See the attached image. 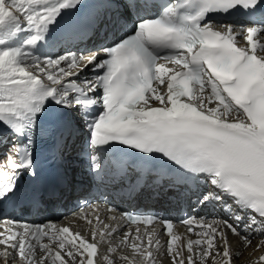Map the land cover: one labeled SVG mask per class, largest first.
I'll list each match as a JSON object with an SVG mask.
<instances>
[{
	"label": "snow or ice",
	"instance_id": "obj_1",
	"mask_svg": "<svg viewBox=\"0 0 264 264\" xmlns=\"http://www.w3.org/2000/svg\"><path fill=\"white\" fill-rule=\"evenodd\" d=\"M112 2L97 0L81 14L83 0H0V205L16 197L21 174L37 177V143L46 131L42 122L51 118L58 158L79 140L90 171L101 179L109 166L123 172L136 162L147 171L152 165L171 169V187L203 184L196 205L219 206L231 216H185L181 222L197 238L177 245L181 236L170 220L122 213L137 226L135 236L124 232L120 241H132V259L119 255L122 264H155L151 246L163 247L157 223L169 237L171 264H197V257L199 264H231L229 234L245 246L254 234L264 236V2L165 0L157 6L127 0L119 18L131 21L129 29L87 54L70 50L67 45L95 28ZM211 13L250 22H216ZM89 66L93 76L81 79ZM116 153L133 159L114 160ZM92 224L87 220L91 241L55 224L5 227L0 260L97 264L101 245L117 253L111 237L122 228ZM140 224L154 227L141 233ZM103 260L116 264L107 255Z\"/></svg>",
	"mask_w": 264,
	"mask_h": 264
},
{
	"label": "bare ground",
	"instance_id": "obj_2",
	"mask_svg": "<svg viewBox=\"0 0 264 264\" xmlns=\"http://www.w3.org/2000/svg\"><path fill=\"white\" fill-rule=\"evenodd\" d=\"M83 51V50H82ZM85 52V51H84ZM86 54L88 52H85ZM84 76H88L91 78L93 76L91 66H89L87 69H85V72L82 74L81 78ZM87 220H89L88 217L81 216H71L70 218H64L62 220H59V226L60 227H69L72 232L80 231L82 235L88 236L89 240L91 241V236L88 231L89 225H87ZM93 224L92 226H96L97 218L93 219L91 218ZM122 233L118 238L119 240L117 242L112 241V244L117 247V253L116 254H110L107 252V245L101 247H105L104 251L101 253V257L99 258L98 262L99 264H106V261L103 260V256L107 255L110 259H113L116 261V264H122V261L119 259V255H128L129 259H132V249H131V242L129 241V245L127 248L125 246H120V241L123 239ZM132 236H135V232H132ZM197 238V237H196ZM160 245L163 246L161 251H156V245L153 244L151 246V251L153 252V258L155 260V264H171V260L169 259V256L166 255V243L159 238ZM264 240V236H260L256 238L255 236L252 237L251 244L248 246H245L244 243H238L233 240L230 241L231 245V252L233 254V259L231 261V264H264V262H261L259 260V257L264 256V245L261 244V241ZM137 243H139L137 241ZM257 247V250L255 248ZM4 249V246H0V252H2ZM145 249H148L147 245V236H145ZM239 253V255H237ZM241 257L240 259H237ZM139 259V258H138ZM219 259V257H217ZM0 264H2V260H0ZM197 264H199V260L197 257Z\"/></svg>",
	"mask_w": 264,
	"mask_h": 264
},
{
	"label": "rangeland",
	"instance_id": "obj_3",
	"mask_svg": "<svg viewBox=\"0 0 264 264\" xmlns=\"http://www.w3.org/2000/svg\"><path fill=\"white\" fill-rule=\"evenodd\" d=\"M125 248H127V246H125ZM255 250H257V247L255 248ZM241 257L237 258V259H240Z\"/></svg>",
	"mask_w": 264,
	"mask_h": 264
}]
</instances>
